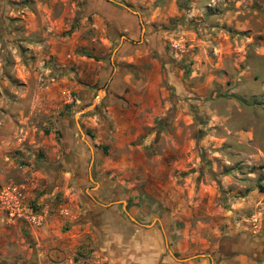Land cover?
Returning a JSON list of instances; mask_svg holds the SVG:
<instances>
[{"label": "rangeland", "instance_id": "obj_1", "mask_svg": "<svg viewBox=\"0 0 264 264\" xmlns=\"http://www.w3.org/2000/svg\"><path fill=\"white\" fill-rule=\"evenodd\" d=\"M125 39L146 53L153 87V125L135 145L169 176L144 225L164 231L166 257L194 238L208 247L198 256L264 264V0H0V264H52L34 230L88 213L102 175L115 180L88 123ZM64 145L82 146L83 166ZM4 195L25 218H5ZM113 206L144 209L131 198L97 207ZM87 260L77 264L101 263Z\"/></svg>", "mask_w": 264, "mask_h": 264}, {"label": "crops", "instance_id": "obj_2", "mask_svg": "<svg viewBox=\"0 0 264 264\" xmlns=\"http://www.w3.org/2000/svg\"><path fill=\"white\" fill-rule=\"evenodd\" d=\"M116 19L118 26L127 23L120 11ZM116 56L121 68L113 73L101 90L103 97L98 105L102 104L103 114H95L88 123L94 132L95 146L106 148L101 154V171L111 173L115 180L102 175L98 181V192L103 195L93 200L96 207H92L88 213L71 211L66 215L48 216L42 227L32 233L33 240L43 249L40 250L42 254L50 255L52 264H67V259L70 264H77L81 257L87 260L95 253L100 260L98 262H101L98 264H246L232 259L230 255L220 256L215 261L209 255L198 256L208 247L198 245L194 238L190 242H177L169 246L171 252L178 256L166 257L165 253H169V250L162 241L164 231L160 234L158 228L144 225L142 219L149 216V210L145 208L149 197L155 198L153 194L168 190V168L165 165L156 168L150 166L145 145H135L140 139H145L146 129L153 125L154 120L153 87L152 83L146 81L142 68L146 53L125 39L119 41ZM106 80L105 77L103 81ZM93 91L86 90L81 101H87ZM64 148H69L68 154L77 155L81 160L78 166H83L82 146L64 145ZM109 156L114 160H109ZM81 182L82 177L75 181V185L82 186ZM122 187L141 190L121 194ZM130 198L140 207L144 206V209L130 210L133 217L116 206L97 207L108 201L128 202ZM155 200L162 202L159 197ZM90 237L95 239L96 252H91L92 247H88ZM225 248V252H228L231 245Z\"/></svg>", "mask_w": 264, "mask_h": 264}, {"label": "built area", "instance_id": "obj_3", "mask_svg": "<svg viewBox=\"0 0 264 264\" xmlns=\"http://www.w3.org/2000/svg\"><path fill=\"white\" fill-rule=\"evenodd\" d=\"M17 199L14 200L9 199L7 195H4L1 206L5 212V218L8 220L25 218V216L21 213L18 204L16 203Z\"/></svg>", "mask_w": 264, "mask_h": 264}, {"label": "trees", "instance_id": "obj_4", "mask_svg": "<svg viewBox=\"0 0 264 264\" xmlns=\"http://www.w3.org/2000/svg\"><path fill=\"white\" fill-rule=\"evenodd\" d=\"M102 150L105 152L106 151V148L105 147H102Z\"/></svg>", "mask_w": 264, "mask_h": 264}]
</instances>
